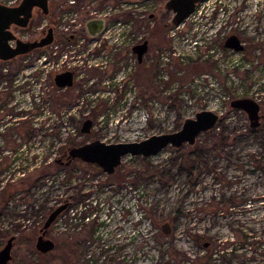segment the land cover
Segmentation results:
<instances>
[{
	"label": "rangeland",
	"instance_id": "1",
	"mask_svg": "<svg viewBox=\"0 0 264 264\" xmlns=\"http://www.w3.org/2000/svg\"><path fill=\"white\" fill-rule=\"evenodd\" d=\"M68 1L49 2L52 24L74 9ZM107 1L87 5L99 11ZM156 14L133 18L135 42L148 43L140 64L121 50L104 71L80 67L73 90L50 87L45 63L58 57L48 49L0 62V250L15 238L8 264H264V0H205L178 27L170 12ZM230 35L242 51L225 48ZM242 98L260 105L256 129L230 106ZM202 111L218 120L194 145L123 156L112 175L79 160L55 164L93 140L139 142L179 131ZM87 119L93 126L84 134ZM223 130L225 143L213 138ZM64 202L45 235L55 247L40 254V230Z\"/></svg>",
	"mask_w": 264,
	"mask_h": 264
},
{
	"label": "water",
	"instance_id": "2",
	"mask_svg": "<svg viewBox=\"0 0 264 264\" xmlns=\"http://www.w3.org/2000/svg\"><path fill=\"white\" fill-rule=\"evenodd\" d=\"M27 9L24 13V18H18L22 8L9 10L0 6V61L5 62L16 57L28 54L36 49L48 46L51 41V30H48L47 35L36 41L22 42L16 40L15 47L8 45V41L14 40L13 35L9 32V26L14 24L18 27L25 28L28 23L29 13L32 6L42 8V11L47 15L46 0H25ZM147 1V0H139ZM203 0H167L165 9L173 13L171 25L176 27L183 23L194 11L195 5ZM103 19H88L85 21V31L91 38L96 37L103 30ZM71 39V38H70ZM224 46L235 52L243 50L244 46L237 36L231 35L226 38ZM148 43L144 41L136 45L133 49L136 54L137 62L140 64L144 54L147 51ZM71 73L64 72L55 76L56 86L59 88L69 87L72 84ZM233 109L243 111L249 120L251 129H256L259 126L260 105L252 99L242 98L235 99L230 102ZM218 116L211 111H202L196 114L192 120H186L179 131L151 136L139 142H119L105 143L100 140H95L78 147L67 149L68 162L79 160L87 164H93L99 167L105 174L112 175L116 168L121 164L123 156H141L148 157L154 155L164 148L171 146L179 148L185 144L192 146L195 144L196 138L201 133H206L216 126ZM91 120L84 121L81 133L89 134ZM69 203L64 202L53 209L43 227L40 230V235L37 237L35 249L40 254L51 252L55 244L52 240L45 238V235L56 220V218L69 206ZM164 234L169 233V225L165 223L161 226ZM14 237H10L4 247L0 250V264H8L12 260L11 251L13 248ZM206 244L204 245V247Z\"/></svg>",
	"mask_w": 264,
	"mask_h": 264
},
{
	"label": "built area",
	"instance_id": "3",
	"mask_svg": "<svg viewBox=\"0 0 264 264\" xmlns=\"http://www.w3.org/2000/svg\"><path fill=\"white\" fill-rule=\"evenodd\" d=\"M155 1L156 0H134L127 3L118 4L119 0H108L99 11H91L90 6L87 5V0H69V8L74 7V9H69L70 11H65L63 13L62 19L58 18L59 23L56 24V29L57 31L62 32L64 37L72 36V38L74 39L71 43L64 42V46H66L65 49L67 50L65 53L57 55V49L54 48H52V50L50 51V54L53 57L59 56L58 63L56 64V72L61 69H69L71 67V64L69 63L70 57L73 55L76 56V62L73 65H78L81 68H85V66H87V68L91 67L99 69L100 71H104L107 67V64L112 62V55L121 50L126 51L127 56L131 57V48L134 45H137L134 39L135 22L133 18H147L148 21H150V14L154 13V11H157V5ZM0 3L12 5L15 3V0H0ZM204 6L205 0L199 2L198 7L196 8V10L193 11V13L189 17H191L195 12L199 11V8H204ZM214 10L215 8L209 13H213ZM121 11H127L130 15L129 19L126 22H121L115 18V16H118L117 14H119ZM78 14L85 16L88 14V17L86 16V19L77 22V19H75V17L78 16ZM68 16L73 18L70 19L68 18ZM88 19L104 20L103 30L99 35L94 38L89 37L85 31L84 25L85 21ZM46 23V19L44 18L41 21L40 26L32 30L34 31V33H37L35 31H38L40 33V28H45ZM10 33L13 35L14 40L8 41V45L12 48L15 47L16 40H20L22 42H27L31 40V32L10 31ZM81 33H84L85 38L78 39ZM64 37L61 40L64 41ZM196 44L197 43H194V45ZM34 52L35 51L19 57H25L29 59L30 55ZM167 56L168 55H163V60L167 59ZM19 57H16L15 59ZM41 59L43 61H46L47 57L42 56ZM126 71H128V68L124 67H121L119 70L121 74H124V72ZM123 79L124 76L120 77L118 79V82L121 83ZM83 219H85V217Z\"/></svg>",
	"mask_w": 264,
	"mask_h": 264
},
{
	"label": "flooded vegetation",
	"instance_id": "4",
	"mask_svg": "<svg viewBox=\"0 0 264 264\" xmlns=\"http://www.w3.org/2000/svg\"><path fill=\"white\" fill-rule=\"evenodd\" d=\"M51 0H46V8H47V15H45L44 13H43V11H42V8H40V7H38V6H32V8H31V11H30V13H29V18H28V23H27V26L25 27V28H21V27H18V26H16V25H14V24H11L10 26H9V32L10 31H19V32H24V31H27V32H30V29H34V28H36L35 26H31V25H33V21H34V19H35V17H37V16H39V23L41 24V21L45 18L46 19V25H45V28L44 27H42V28H40L41 29V32L40 33H38V35H36V34H33L32 32H31V40L30 41H36V40H40V39H42V38H44L46 35H47V33H48V30H51V37H52V41H51V43L48 45V46H46V47H43V48H40V49H36V50H34V51H39V50H46L45 48H47L49 51H51L52 50V48H54V49H57V55H60V54H62V53H65L67 50L65 49L66 48V46H64V44L65 43H71V42H73V39L74 38H72V36H65L64 37V35L62 34V32H59V31H57V29H56V24L54 23V24H52V20H51V17L49 16V2H50ZM163 1H165V2H163ZM162 6H160V8H157V11L156 12H154V13H152V14H150V16H149V19L150 20H153L154 21V19L156 18V13L158 12V11H164V12H170L171 13V15H172V17H173V13L171 12V11H168V10H166L165 9V4H166V2H167V0H162ZM198 4H199V2L195 5V8H194V10H196V8L198 7ZM0 6H3V7H5V8H7V9H9V10H15V9H19V8H22V10H21V12H20V14H19V16H18V18H20V19H22V18H24V13H25V10L27 9V3H26V1L25 0H15V3L14 4H12V5H8V4H2V3H0ZM172 19V18H171ZM170 22H171V20H170ZM152 24H153V22H152ZM42 26V25H41ZM38 27V26H37ZM103 27H104V25H103ZM231 36V35H230ZM65 38V40L63 41V40H61L62 38ZM71 38V39H70ZM65 42V43H64ZM138 45V44H137ZM136 45H134L132 48H131V54H132V56H134V55H136L135 54V52H134V47H135ZM147 51H148V47H147ZM147 51H146V53H147ZM33 52V51H32ZM69 53V52H68ZM145 53V54H146ZM144 54V55H145ZM58 58H59V56H57ZM76 56L75 55H73V56H71L70 57V60H74V58H75ZM144 57V56H143ZM15 59V58H14ZM52 61H47L46 63H45V65L46 64H48V65H50V67L46 70V76L48 77V78H46L48 81H50V83H49V85H50V87L53 89V90H62V91H69V90H73L75 87H76V85H77V82L79 81L78 79H79V77H81V75H80V72H81V68L80 67H76V66H71L69 69H61V70H59L58 72H56V63L54 62L55 60L54 59H51ZM10 61V60H9ZM9 61H5V62H2V61H0V62H2V63H6V62H9ZM11 61H13V59L11 60ZM43 67H46V66H43ZM89 68H91V67H89ZM88 68V69H89ZM84 69V68H83ZM91 69H95V68H91ZM84 70H86V69H84ZM64 72H69V73H71V80H72V84H71V86H69V87H64V88H59V87H57L56 86V82H55V76L56 75H58V74H61V73H64ZM44 76H45V71H42L41 72ZM96 83H94V80H92V81H90V83H91V85H92V87H93V89L95 88V90H97L98 91V89H96L97 87V80L95 81ZM1 100V107H0V113H2V111H3V109H4V107H5V105H6V101H4L2 98H0ZM5 104H4V103ZM84 123V122H83ZM91 123H92V121H91ZM83 125V124H82ZM92 126H93V124L91 125V127H90V132H91V129H92ZM82 128V127H81ZM81 130V129H80ZM89 132V133H90ZM93 141H95V140H93ZM101 141V140H100ZM92 142V141H91ZM87 143H89V142H87ZM86 144V143H85ZM84 145V144H83ZM78 147V146H77ZM68 160H69V158H68V155H67V150L62 154V156H60V158L59 159H57L56 161H55V164L56 165H58V166H60V165H69V164H71L73 161H75V160H72L71 162H69V163H67L68 162Z\"/></svg>",
	"mask_w": 264,
	"mask_h": 264
},
{
	"label": "trees",
	"instance_id": "5",
	"mask_svg": "<svg viewBox=\"0 0 264 264\" xmlns=\"http://www.w3.org/2000/svg\"><path fill=\"white\" fill-rule=\"evenodd\" d=\"M224 131L225 130L216 133L215 137H213V138H215V139L218 138L221 143H225L228 140V138L223 134Z\"/></svg>",
	"mask_w": 264,
	"mask_h": 264
}]
</instances>
